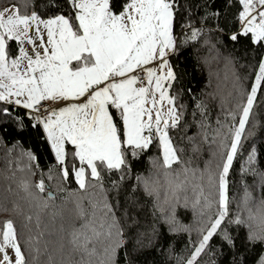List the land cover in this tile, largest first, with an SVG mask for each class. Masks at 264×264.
<instances>
[{
  "label": "snow or ice",
  "instance_id": "snow-or-ice-1",
  "mask_svg": "<svg viewBox=\"0 0 264 264\" xmlns=\"http://www.w3.org/2000/svg\"><path fill=\"white\" fill-rule=\"evenodd\" d=\"M0 165V264H264V0H7Z\"/></svg>",
  "mask_w": 264,
  "mask_h": 264
},
{
  "label": "trees",
  "instance_id": "trees-1",
  "mask_svg": "<svg viewBox=\"0 0 264 264\" xmlns=\"http://www.w3.org/2000/svg\"><path fill=\"white\" fill-rule=\"evenodd\" d=\"M6 3H7V0H0V6H5ZM0 166H2V165H0ZM235 194L237 196V199H239L240 196L242 195V192L240 190L239 185H237V187H236ZM4 215H6V214L0 213V219H3Z\"/></svg>",
  "mask_w": 264,
  "mask_h": 264
}]
</instances>
